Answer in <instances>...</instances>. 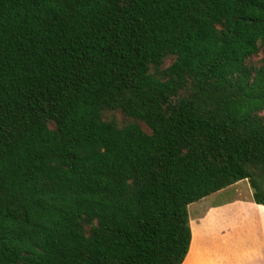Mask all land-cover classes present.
Segmentation results:
<instances>
[{
	"label": "trees",
	"instance_id": "1",
	"mask_svg": "<svg viewBox=\"0 0 264 264\" xmlns=\"http://www.w3.org/2000/svg\"><path fill=\"white\" fill-rule=\"evenodd\" d=\"M263 48L264 0H0V264H182L189 204L264 205Z\"/></svg>",
	"mask_w": 264,
	"mask_h": 264
},
{
	"label": "crops",
	"instance_id": "2",
	"mask_svg": "<svg viewBox=\"0 0 264 264\" xmlns=\"http://www.w3.org/2000/svg\"><path fill=\"white\" fill-rule=\"evenodd\" d=\"M188 218L191 239L182 264H264V205L252 200V190L247 200L209 205L195 215L188 209Z\"/></svg>",
	"mask_w": 264,
	"mask_h": 264
},
{
	"label": "rangeland",
	"instance_id": "3",
	"mask_svg": "<svg viewBox=\"0 0 264 264\" xmlns=\"http://www.w3.org/2000/svg\"><path fill=\"white\" fill-rule=\"evenodd\" d=\"M264 54V48L261 49L257 55L252 56L251 61L254 64H257L261 57ZM104 117L106 119L113 118L119 124H123L129 121L126 117H124L119 111H106L104 113ZM251 188L248 184L247 180H240L235 185H231L229 187L223 188L219 191H216L198 201H195L188 205L189 213L191 215H195L203 211L206 207L216 206L222 204L224 202H230L234 199L247 200L250 197Z\"/></svg>",
	"mask_w": 264,
	"mask_h": 264
}]
</instances>
